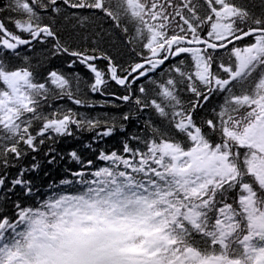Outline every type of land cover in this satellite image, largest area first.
I'll return each instance as SVG.
<instances>
[{"label": "snow or ice", "instance_id": "1", "mask_svg": "<svg viewBox=\"0 0 264 264\" xmlns=\"http://www.w3.org/2000/svg\"><path fill=\"white\" fill-rule=\"evenodd\" d=\"M0 193V264H264V0H0Z\"/></svg>", "mask_w": 264, "mask_h": 264}, {"label": "trees", "instance_id": "2", "mask_svg": "<svg viewBox=\"0 0 264 264\" xmlns=\"http://www.w3.org/2000/svg\"><path fill=\"white\" fill-rule=\"evenodd\" d=\"M55 63L59 64L60 62L56 61ZM85 139H88L87 135H85ZM76 145H77L76 141H68L65 144H63L61 147L68 149V148L74 147ZM107 146L109 148L118 147L119 146L118 138H110L107 141ZM84 155L86 158H94L93 155L87 151L84 152ZM65 167H66L65 164H62L60 167H53V166H48V165L44 164L38 173H32L28 178L33 181V183L36 187L41 188L43 191V190L47 189V186L52 181H59V179H61L62 177H64L66 175V173L64 171ZM71 167L75 168L76 166L71 165ZM11 171H12V175L14 176L17 172V169H12ZM45 172H48L49 175L45 176L44 175ZM20 192H21V190L19 188H17L15 194H10L11 200L5 204V207L3 209L8 214L12 213V211H13L12 201L20 198L18 195ZM2 199H3V194L0 193V200H2Z\"/></svg>", "mask_w": 264, "mask_h": 264}]
</instances>
